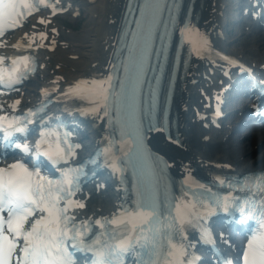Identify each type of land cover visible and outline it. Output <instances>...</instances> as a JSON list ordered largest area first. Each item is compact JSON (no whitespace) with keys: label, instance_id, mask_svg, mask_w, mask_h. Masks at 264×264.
<instances>
[{"label":"snow or ice","instance_id":"6c2138e0","mask_svg":"<svg viewBox=\"0 0 264 264\" xmlns=\"http://www.w3.org/2000/svg\"><path fill=\"white\" fill-rule=\"evenodd\" d=\"M161 3L144 0L122 62L123 79L116 77L113 66V74L106 78L76 82L63 93L66 99L80 102L76 109L80 115L104 120L109 129L103 146L85 164L71 163L81 144L73 141L68 125L60 117L50 122L49 90H43L44 99L26 113L17 114V100L8 106L11 115H0V264H78L81 258L87 264H126L132 257L135 264H194L189 234L196 231L201 242L212 243L207 221L217 210L256 222L241 259L242 264H264V173L246 177L239 185L219 178L211 184L199 183L188 175L181 181L180 195H171L168 184L160 182L169 164L153 158L144 147L137 91L147 75L152 28L163 14ZM42 6L50 7L53 14L57 11L55 0H0V37L22 26ZM141 34L144 44L137 49ZM179 35L196 54L206 48L204 38L188 26ZM46 38L40 34V39ZM14 47L22 50L20 44ZM38 67L35 57L26 52L8 63L0 57V94L18 91ZM149 95L151 110L156 94ZM37 133L35 143H28ZM11 155L24 158L5 164ZM101 160L120 176L121 184L130 169H139L134 172V195L122 200L112 216L78 221L73 213L85 203L77 194L95 175L86 171L87 165ZM216 184L228 191L214 190ZM218 259L220 264H231L228 257Z\"/></svg>","mask_w":264,"mask_h":264},{"label":"bare ground","instance_id":"6f19581e","mask_svg":"<svg viewBox=\"0 0 264 264\" xmlns=\"http://www.w3.org/2000/svg\"><path fill=\"white\" fill-rule=\"evenodd\" d=\"M60 1L65 3L64 8H69L67 11L71 16L85 9L80 17L83 27L76 25L72 31H63L47 12H43L32 17L26 27L0 41V57L8 60L32 51L40 58L42 66L32 79L35 81L38 77L42 80L38 91L33 94L24 89L16 91L14 100L2 99L0 105L4 111L1 112H11L8 106L17 100L20 101L17 112L33 106L42 91L47 89L60 100L64 110L67 108V113L80 115L76 111L80 102H68L63 93L76 82L100 80L106 74L110 45L121 17L123 0ZM229 3L230 0H204L198 33L207 45L202 52L195 53L194 70L188 75L177 101L183 144L174 145L158 137L154 141L156 147L171 158L176 174L183 177L210 179L225 170L248 173L264 169V129L259 131L250 127L244 132L231 134L220 132V129H206L212 115L210 98L216 92L214 87L232 73L233 62L241 58L256 67L264 64V29L250 33V27L245 25L234 36L226 34V18L221 14ZM41 20L45 23H40ZM41 33L47 38L40 39ZM33 36L36 39L32 47L26 48ZM17 44L21 45V51L14 47ZM84 117L88 120L91 136L95 142L99 141L103 132L102 121L93 116ZM241 136L246 138L238 141ZM109 191L101 183L100 188L84 192L79 198L85 200L86 207L78 215L85 218L110 215L115 199ZM87 194H90L89 198ZM93 202L97 203L93 205ZM231 239L238 241L234 235Z\"/></svg>","mask_w":264,"mask_h":264},{"label":"rangeland","instance_id":"374dc122","mask_svg":"<svg viewBox=\"0 0 264 264\" xmlns=\"http://www.w3.org/2000/svg\"><path fill=\"white\" fill-rule=\"evenodd\" d=\"M57 22L58 26L66 32H69V29L67 27L74 28V26L78 25V28H81L84 25V23L78 20L77 17H71L68 14L64 15V17L62 18H57ZM75 33H77V31H75ZM41 83V80L37 78V80L31 81L29 85L25 87V89L29 90L30 93H33L39 88V86H41Z\"/></svg>","mask_w":264,"mask_h":264}]
</instances>
